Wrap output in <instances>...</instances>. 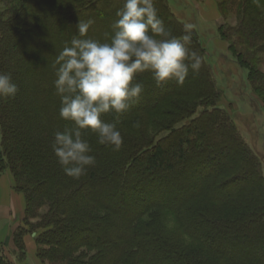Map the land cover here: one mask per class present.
<instances>
[{
    "label": "trees",
    "instance_id": "obj_1",
    "mask_svg": "<svg viewBox=\"0 0 264 264\" xmlns=\"http://www.w3.org/2000/svg\"><path fill=\"white\" fill-rule=\"evenodd\" d=\"M53 1L60 11L58 16L52 14L57 9H50L47 0H0L3 5H15L0 14V72L10 73L19 89L14 98L0 97V173L9 169L15 190L25 199L23 226L13 234L16 258L26 256L24 235L41 230L35 242L42 264H264L262 162L231 115L217 105L222 91L194 28L190 29L188 47L201 56L202 65L197 73L189 71L188 91H177L173 80L157 85L150 73L137 74L133 83L144 86L140 98L126 112L111 111L101 117L121 131L120 149L114 150L112 145L101 148L96 134L83 130L90 154L96 157L95 165L79 179L63 172L52 151L53 133L72 127L73 122L58 116L55 71L51 73L48 67L55 63L59 47L69 43V37L60 35L54 26L76 34L74 20L95 22L100 16L103 19L90 27L87 36L97 34V40L105 39L119 8L97 16L88 14L89 10L95 12L98 4L111 0ZM115 1L122 7L123 0ZM154 4L173 35L186 34V24L175 17L167 0H154ZM230 7L238 25L227 30L222 25L219 32L228 39V50L238 64L246 68L248 79L258 76L264 92V74L256 72L250 52L263 44L264 53V17L258 19L264 14V0L259 4L256 0H233ZM185 103L188 105L184 107ZM165 112L170 113L171 123L148 138L147 127L153 117ZM137 121L139 128L133 127ZM177 173L181 178L175 177ZM238 173L246 180L239 185V195L220 192L221 185L211 184L213 179L228 180ZM110 177L119 181L120 204L138 207L129 217L119 216L121 229L114 239L103 233H95L90 239L85 229L104 223L118 212L111 203L117 186L110 189L109 198L95 201L100 196L97 189ZM190 177H195L193 182ZM169 186L183 191L192 188V192L183 197H178L180 192L169 196L171 190L164 192ZM43 206L47 211L38 218L37 211ZM33 218L38 221L31 224ZM250 231L258 235L243 234ZM79 233L84 235L82 243L74 239ZM184 239L195 248L184 245ZM84 243L88 250L97 252L88 260L75 256ZM0 264L13 263L0 256Z\"/></svg>",
    "mask_w": 264,
    "mask_h": 264
},
{
    "label": "clouds",
    "instance_id": "obj_2",
    "mask_svg": "<svg viewBox=\"0 0 264 264\" xmlns=\"http://www.w3.org/2000/svg\"><path fill=\"white\" fill-rule=\"evenodd\" d=\"M93 23L79 20L77 33L53 65L59 115L73 126L53 133L52 151L63 172L73 179L85 175L96 162L83 130L94 132L101 145H112L114 150L122 146L116 124L101 117L110 111L126 112L140 98L144 86L133 83L137 74L151 73L157 85L172 79L183 85L189 71L197 73L202 65L201 56L188 47L193 26L186 25L183 36L173 35L154 0H123L104 41L87 38ZM18 90L11 74L0 72V97L14 98ZM133 127L139 128L140 123Z\"/></svg>",
    "mask_w": 264,
    "mask_h": 264
},
{
    "label": "rangeland",
    "instance_id": "obj_3",
    "mask_svg": "<svg viewBox=\"0 0 264 264\" xmlns=\"http://www.w3.org/2000/svg\"><path fill=\"white\" fill-rule=\"evenodd\" d=\"M231 1L233 0H167V2L169 3V7L173 12V14L175 15V17L180 22L185 23L186 25H192L193 26L192 28L195 29L199 38V42L203 47V49L205 50L207 62L212 68V74L214 80L218 86V89L222 91V96L218 101L217 105L225 109L231 115L235 125L240 131L245 142L260 158L262 162L263 174H264V92L262 89H260L261 87L259 88L260 79L256 75L253 76L254 78L252 81L248 79L246 68L242 64H238V61L235 60L233 54L228 50L227 47L228 39L223 38L221 36V33L219 32V28L222 25H224L223 30L226 28L234 29L238 25V20L236 18L235 12L230 7ZM47 4L49 5L50 9L52 10H54V8L57 9L56 11L57 13L54 14L53 12L52 14L54 16H58L60 11L56 6L55 1L47 0ZM13 6L15 5L13 4L3 5L0 3V14L7 12V10L12 8ZM120 7L121 5L118 2H116L115 0H111L106 5H103L101 3L98 4L96 6L97 10H95V12L89 10L88 14L96 13V15L99 16L101 11L104 12L105 14L109 10L111 11L113 9H117ZM263 17L264 14L261 15L258 19L261 21L263 20ZM101 18L102 17L99 16L97 18V21H95L94 22L95 24L93 25H98ZM73 24H74L73 28L77 30L78 22L74 20ZM54 28L55 30L56 29L58 30L60 35H63L64 37L68 36L69 37L68 41L69 42L71 41L70 39H72L74 35L73 34L74 31L67 33L65 30L62 29V26L57 24H55ZM92 37H95V39L97 40L98 35L95 34V36ZM92 37L87 36V38H92ZM106 39L107 38L104 39L100 37L98 40L104 41ZM64 46L63 45L60 46L59 51H61ZM262 47L263 44H258L256 48L250 52L253 53L255 63L257 64L256 65L257 68L255 69L256 72L259 71L262 74H264V53L261 52ZM241 58L243 59V62L246 61L244 56H242ZM241 58L239 59V62H242ZM53 65L54 64L48 67L49 68L48 71H51V73L55 71ZM255 70L253 69V72H255ZM45 73L46 72H44L42 76L43 79L47 81V78L45 77L46 75ZM147 73L149 74V72ZM172 80L176 83L174 79ZM189 84H190L189 80L186 79L183 85L176 84L177 85L176 89L177 91H181V93L183 91H188ZM55 96H57L56 93ZM173 100L175 102L178 101L176 98H174ZM186 105L188 104L185 103L183 106L185 107ZM55 106L60 107V102H55ZM108 113H105L103 115L106 116ZM58 116L60 117L59 114ZM61 120L64 119L61 118ZM169 123H171V115L168 112H165L164 115L161 117H153L151 123L147 127V132H146L147 137L151 138L157 133L166 129ZM98 145L102 146L101 148H104V145H101L99 143ZM224 157L225 156L222 155L223 162H225ZM229 176L231 177L233 176V174ZM175 177L181 178L179 173H177ZM190 179L193 182L195 177L194 178L190 177ZM244 182L246 183L245 177H243V175H240V173H238V174H234V176L228 180L220 179L218 181H215V179H213L211 184H216V185L219 184V186L221 185V189L219 190L220 192L222 191L223 192L226 191L229 193L236 192V194L231 195V196H236L239 195V193H242L239 192L240 190L239 185ZM113 186H117L114 189L117 190L116 191L117 193L115 194L114 197L112 196L113 199L111 203L112 206L114 207L113 209L117 210L118 212L114 213L116 215L112 214V216H109V218L104 223H101L99 225L95 224L91 226L89 229H85L84 232L91 236L90 239L93 238L95 233H97L96 235L98 236L103 233L105 234V236L109 237V240L114 239L117 232L119 233V230L121 229V225H119V220H118L119 216L126 218L129 217V215L131 214L130 212L137 210L138 206L136 204L129 205L128 207H123V205L120 204L119 201L121 199H119L118 191H120L121 189L119 188V181L111 177L107 179V182L104 185V187L101 186L99 187L100 189L99 188L97 189L98 190L97 194H99L100 196L95 197L96 198L95 201L97 202L103 201L109 198L110 197L109 192L111 191L110 189H112ZM114 190L113 192H115ZM165 191H170L169 196H176L174 194L180 192L178 197L181 196L183 197L189 194L190 192H192V188L183 191L182 189L178 190L176 186L175 187L169 186L167 190H164V192ZM122 209L129 211V213L125 214L122 211ZM46 211H47L46 207L44 206L41 207L37 211V213L39 214L38 218ZM8 212L11 216V219L8 224L11 226L10 237L12 239V244L14 247V251L12 253L14 254L16 252V248L13 242V234L18 227L23 226L22 224L24 221V214H25V199L22 192L15 190L14 177L12 173L9 171V169L6 168L4 171H2V173H0V217L5 216L4 218H6L8 216ZM98 214L101 213L98 212ZM38 218L30 219L31 224L36 223L38 221ZM145 219L146 217H144L143 220ZM16 222L18 223L15 227L14 223L16 224ZM167 222H165V224ZM5 224H6L5 220H0V228L3 227V225ZM198 224L196 225L199 227ZM73 225L75 224H71V226ZM40 232L41 230H37V232L35 233L24 235V238L29 236L32 239L34 248L30 252L31 253L30 258L26 254L23 260H18L16 258L17 262L24 264V262L27 260L28 264H32L30 261L31 258H33L32 260H34L33 262H35V264H42L37 256L38 247H37V243L35 242V236ZM243 234L249 236L258 235L256 232L255 234H253L251 231L250 233L244 232ZM229 235L232 236V232ZM74 239L76 242H81V239H84V235L82 233H79L74 236ZM183 244L188 247L195 248V244L190 242L189 240L184 239ZM95 253H97L95 250H88L87 246L84 243L75 252V256H81L83 257V259L88 260L92 255H95ZM163 263L166 264L165 261H163Z\"/></svg>",
    "mask_w": 264,
    "mask_h": 264
},
{
    "label": "crops",
    "instance_id": "obj_4",
    "mask_svg": "<svg viewBox=\"0 0 264 264\" xmlns=\"http://www.w3.org/2000/svg\"><path fill=\"white\" fill-rule=\"evenodd\" d=\"M4 217H0V220H5L6 221V224L3 225V227L0 228V256H5L13 264H21V263L17 262L15 253L14 254L12 253L14 251V247H13V244H12V239L10 237L11 226L8 224L10 219H11V216H10L9 212H8V216L6 218H4ZM17 223L18 222H16V224L14 223L15 227H16ZM24 243H25L26 254L30 258V256H31L30 252L34 248L33 247V241L28 236V237L24 238ZM32 259L33 258H31L30 262L32 264H35V262H33L34 260H32ZM24 264H28L27 260L24 262Z\"/></svg>",
    "mask_w": 264,
    "mask_h": 264
}]
</instances>
